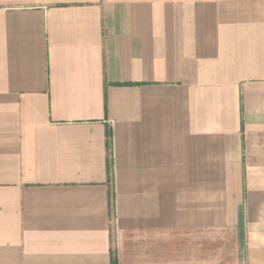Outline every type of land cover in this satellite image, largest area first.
Segmentation results:
<instances>
[{"label":"crops","instance_id":"1","mask_svg":"<svg viewBox=\"0 0 264 264\" xmlns=\"http://www.w3.org/2000/svg\"><path fill=\"white\" fill-rule=\"evenodd\" d=\"M264 264V0H0V264Z\"/></svg>","mask_w":264,"mask_h":264},{"label":"trees","instance_id":"2","mask_svg":"<svg viewBox=\"0 0 264 264\" xmlns=\"http://www.w3.org/2000/svg\"><path fill=\"white\" fill-rule=\"evenodd\" d=\"M112 264H118V262H117V258H116V257H113V259H112Z\"/></svg>","mask_w":264,"mask_h":264}]
</instances>
